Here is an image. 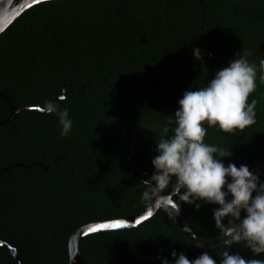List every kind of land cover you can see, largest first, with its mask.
I'll use <instances>...</instances> for the list:
<instances>
[{"label": "trees", "instance_id": "obj_1", "mask_svg": "<svg viewBox=\"0 0 264 264\" xmlns=\"http://www.w3.org/2000/svg\"><path fill=\"white\" fill-rule=\"evenodd\" d=\"M242 49L258 69L248 98L257 100V122L234 134L208 128L205 142L231 149L226 165H247L264 181V0H51L24 11L0 34V121L61 96L69 82L55 102L73 128L62 137L58 118L36 110L0 126V170L49 166L1 173L0 240L27 264H69L78 227L146 207L141 181L155 170L156 137L176 127L169 120L179 99L206 87ZM198 203L199 210L180 208L209 242L218 237V206ZM80 250L84 264H161L157 257L172 260L174 250L190 260L207 251L190 243L165 206L135 228L85 236ZM224 250L208 252L219 260ZM0 264L18 262L0 247Z\"/></svg>", "mask_w": 264, "mask_h": 264}, {"label": "clouds", "instance_id": "obj_2", "mask_svg": "<svg viewBox=\"0 0 264 264\" xmlns=\"http://www.w3.org/2000/svg\"><path fill=\"white\" fill-rule=\"evenodd\" d=\"M193 55L202 60L200 49H194ZM251 55V51L242 49L206 87L186 90L178 101L175 119L169 120V124L176 125L172 135L165 126L156 137L157 155L152 159L155 170L150 178L141 181L145 186L142 199L159 208L162 194L167 193L170 217L179 215L182 203L194 204L197 210L201 207L198 201L217 205L213 219L217 238H222L225 248L219 260L208 251L190 260L174 250L172 260L157 257L161 264H264V259L256 258L264 254V181L247 165H226L224 159L233 155L231 149L205 142L208 128L234 134L257 122V100L248 102L256 91L258 74L257 65L249 60ZM260 71H264V60L260 61ZM40 111L58 118L62 137L71 133L73 121L67 108L61 110L57 102L48 100ZM172 197L178 202L174 203ZM236 245L249 249L252 257L230 253Z\"/></svg>", "mask_w": 264, "mask_h": 264}, {"label": "water", "instance_id": "obj_3", "mask_svg": "<svg viewBox=\"0 0 264 264\" xmlns=\"http://www.w3.org/2000/svg\"><path fill=\"white\" fill-rule=\"evenodd\" d=\"M48 0H0V34L4 32L13 22L14 20L19 17L24 11L27 9L31 8L32 6L45 2ZM202 1V0H201ZM70 83L67 82L64 85L63 92L61 96H56L53 98V101H57L59 99H64L66 96V87ZM39 106H28V107H22L19 108L11 113V115L0 121V126L3 124L9 122L17 113L26 111V110H36L40 111ZM41 112V111H40ZM23 167V168H31L33 166H40L44 170H48L49 166H44L42 163H35L32 165H24L22 163H18L9 167H5L0 170V175L4 171H8L12 167ZM167 195H163V198L159 203L162 205L161 207L165 206L168 209L171 207L170 205L166 204L167 200ZM172 201L175 203L172 197ZM160 208V207H159ZM159 208L155 206H149V204L144 207L142 210L124 217V218H117V219H111V220H103V221H96V222H91L88 224H85L83 226L78 227L70 236L69 242H68V252H69V264H84L83 262V257L82 253L80 250V241L82 238H84L87 235L94 234V233H99L103 231H115V230H124V229H130V228H135L139 226L141 223L145 222L146 220L150 219L153 217L156 212L159 210ZM151 212L152 215L149 216L148 213ZM177 224L179 225L180 229L184 233V235L187 237V239L190 241L191 244L194 246L198 247L199 249L202 250H211L219 245H221L222 238L218 239L215 238L212 241L205 242L200 240L194 231L192 230L191 226L189 225L185 215L183 214L181 208H180V213L178 216L173 215ZM116 222H120L121 226L118 229H113V228H100V225L104 224H113ZM95 228V232H91L90 230ZM85 233H88L85 235ZM0 247L5 248L13 257L14 259L18 262V264H27L22 256L19 254L18 250L16 247L10 245L6 241L0 240ZM230 253L233 252V248L230 249Z\"/></svg>", "mask_w": 264, "mask_h": 264}, {"label": "snow or ice", "instance_id": "obj_4", "mask_svg": "<svg viewBox=\"0 0 264 264\" xmlns=\"http://www.w3.org/2000/svg\"><path fill=\"white\" fill-rule=\"evenodd\" d=\"M148 215L151 216V212H149ZM99 227H100V228H109V227H108V224L100 225ZM120 227H121V223H120V222L113 223V227H112L113 229H118V228H120ZM90 231H91V232H95L96 229L93 228V229H91ZM87 234H88V233H85V235H87Z\"/></svg>", "mask_w": 264, "mask_h": 264}]
</instances>
